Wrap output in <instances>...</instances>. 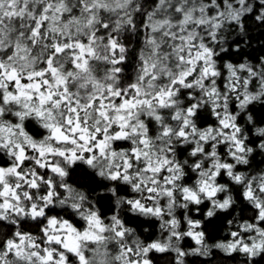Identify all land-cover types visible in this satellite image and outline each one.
<instances>
[{"label": "clouds", "instance_id": "1", "mask_svg": "<svg viewBox=\"0 0 264 264\" xmlns=\"http://www.w3.org/2000/svg\"><path fill=\"white\" fill-rule=\"evenodd\" d=\"M145 262L264 264V0H0V264Z\"/></svg>", "mask_w": 264, "mask_h": 264}, {"label": "snow or ice", "instance_id": "2", "mask_svg": "<svg viewBox=\"0 0 264 264\" xmlns=\"http://www.w3.org/2000/svg\"><path fill=\"white\" fill-rule=\"evenodd\" d=\"M245 250H247V249H245ZM145 264H147V262H145Z\"/></svg>", "mask_w": 264, "mask_h": 264}]
</instances>
